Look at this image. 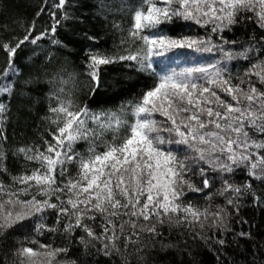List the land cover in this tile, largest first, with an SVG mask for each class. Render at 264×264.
<instances>
[{
  "label": "snow or ice",
  "instance_id": "obj_1",
  "mask_svg": "<svg viewBox=\"0 0 264 264\" xmlns=\"http://www.w3.org/2000/svg\"><path fill=\"white\" fill-rule=\"evenodd\" d=\"M77 5L89 6L83 0H58L52 7L67 20L72 18L67 9ZM94 6L106 15L105 0H96ZM49 15L54 21L50 30L33 35V23L14 43L0 40V51L7 57V66L0 71V96H11L16 87L13 77L19 78L20 73L15 57L25 44L37 45L51 35L53 45H62L55 38L60 23L57 12ZM130 16L131 25L121 40L127 54L86 51L87 75L94 85L90 91L95 94L101 86L102 66L125 61L134 62L139 72L154 75L153 86L118 109L94 112L69 98L63 87L57 89L58 74L53 75L48 96L55 102L48 106V119L55 125L48 132L51 140L19 148L18 154L38 166L13 176L11 185L0 182V238L29 220L37 233L60 231L45 223L49 210L66 236L82 231L88 239L81 236V243L98 241L97 254L120 257V264H130L134 253L157 244L162 249L177 247L163 243L166 225L185 227L194 238L215 239L221 247L230 243L228 234L236 238L231 243L237 246L239 240L252 238L250 231L234 232L228 220L232 212L239 213L246 196L254 206L264 208V194H258L252 183L264 184V59L253 61L249 55L258 51L264 57V36L250 37L249 46L236 52L226 46L239 41L223 34L248 21L264 31V0H138ZM178 19L204 28L208 35L174 38L160 31L162 25ZM113 27L123 32L119 24ZM184 48L219 51L224 61L244 58L250 67L238 83L221 61L181 71H154L153 57ZM6 112V105L0 103V125ZM5 141L7 135L0 127V142ZM82 141L88 147L78 152L75 147ZM4 160L0 149V170H6ZM238 170L246 172L243 183L232 179ZM217 175L220 187L212 192ZM189 193H204L209 206L201 208L188 199ZM215 196L223 197L224 203L213 206ZM68 251L39 244V249L22 246L17 255L23 258L21 264H59V255ZM257 251L264 259V250L257 246Z\"/></svg>",
  "mask_w": 264,
  "mask_h": 264
},
{
  "label": "trees",
  "instance_id": "obj_2",
  "mask_svg": "<svg viewBox=\"0 0 264 264\" xmlns=\"http://www.w3.org/2000/svg\"><path fill=\"white\" fill-rule=\"evenodd\" d=\"M58 0H0V40L12 41L13 43L26 34V29L35 24L33 35L50 30L54 21L49 15L51 11L57 12V19L60 23L57 26L56 39L62 41L61 46L53 45L51 35L45 36L37 45L25 44L15 57V65L19 69V78L13 77L16 87L11 96L4 94L0 96V103L6 105V119L0 127L7 135V141L0 142V149L3 150L5 160L0 170V182L5 186L12 184V177L20 175L25 171H31L38 165L35 162L25 160L23 154H18L21 147L43 145L44 139L51 140L48 135L51 125L48 119V106L54 101L48 99L49 92L53 90L50 83L52 76L58 74L56 88L63 87L69 98L75 99L80 106L87 105L92 111L101 109H118L125 102L139 97L155 82V76L149 72L137 71V66L132 61L118 62L102 66L101 86L93 94L90 89L94 87L90 77L87 75L86 51L88 49L101 50L108 54H127L121 40L126 37L127 29L131 25L130 10L138 0H105L108 5L106 15L99 14L94 6L96 0H83L88 7H70L67 9L71 19L65 20L63 12L52 7ZM41 8L43 13L37 16ZM119 24L121 29L113 27ZM160 31L170 37L183 36H207L208 32L192 22L175 20L161 26ZM85 33L96 39L89 40ZM229 40H237V45H231L233 51H242L248 47L250 37L257 40L264 36L253 21L234 26L233 31H226L223 34ZM249 55L255 61L257 58L264 59L260 53L251 52ZM49 57H53L49 61ZM221 61L226 64L228 74L234 77L233 82L238 83L239 78L249 69L250 62L244 58H235L230 61L222 60L219 51L198 52L194 49H176L166 53L163 57H153V69L155 72L181 71L185 68L206 66L209 63ZM7 66V57L0 51V71ZM35 80L38 83L25 85V80ZM252 79L255 80V77ZM63 81L64 83H60ZM259 86V85H258ZM223 95V94H222ZM157 119H162L157 117ZM166 135V134H165ZM88 145L80 142L75 150L85 152ZM175 147V146H173ZM75 167L72 172L75 174ZM232 179L236 183H243L247 179L245 171H237ZM196 182L202 186V181L197 177ZM258 194H264V184L260 181H252ZM220 187V179L217 175L215 186L211 189L215 192ZM209 190H205L207 193ZM192 200L201 208L209 206L204 193L188 194ZM213 206L223 204L221 196H215ZM245 220L247 223H240ZM228 222L234 232H251L252 238L239 240L237 244L231 243L236 239L228 234L226 239L229 244L221 247L215 243V239L206 242L200 238H194V233L185 227H168L162 229L164 233L163 243L177 245L175 248L162 249L160 244L149 247L141 253H134L130 256V264H264L261 259V252L257 246L264 250V208L256 207L251 202V197H244L239 213L232 212ZM50 227L55 226L61 229L58 232L35 231L34 221H26L23 227L17 226L9 230L5 238H0V264H21V257L17 255V249L22 246L39 249V244L51 245L54 248H68L67 254H60L57 258L59 264H66L76 260L78 264H120V257H102L97 254L100 247L98 241L85 246L81 243L80 237L86 234L77 230L71 237L66 236L61 225L56 224L55 214L49 210L47 220ZM200 229L197 227L196 232ZM214 233V230H210ZM209 233H206V235ZM33 240L37 243H31Z\"/></svg>",
  "mask_w": 264,
  "mask_h": 264
}]
</instances>
